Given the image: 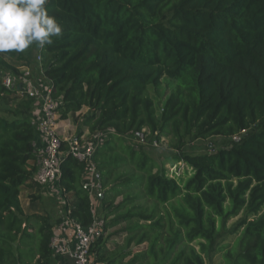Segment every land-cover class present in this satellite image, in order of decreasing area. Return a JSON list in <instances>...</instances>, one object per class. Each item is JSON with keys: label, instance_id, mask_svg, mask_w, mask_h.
<instances>
[{"label": "trees", "instance_id": "16d2710c", "mask_svg": "<svg viewBox=\"0 0 264 264\" xmlns=\"http://www.w3.org/2000/svg\"><path fill=\"white\" fill-rule=\"evenodd\" d=\"M47 8L62 35L39 57L60 119L88 108L82 126L109 133L94 156L99 198L112 217L91 247L96 261L207 264L219 252L222 264H264V0H49ZM36 46L0 53V73L20 76L17 64ZM164 78L175 85L158 115L149 89ZM14 92L0 79V95ZM33 110L28 98L0 116V264H57L55 227L64 218L83 227L96 220L83 189L87 164L70 154L59 188L75 203L65 217L23 207L37 162ZM144 132L151 147L171 136L174 163L193 172L184 185L143 144L127 142ZM211 138L222 146L185 152L189 142ZM240 214L239 236L221 244ZM122 224L116 235L124 242L111 249L105 232Z\"/></svg>", "mask_w": 264, "mask_h": 264}, {"label": "built area", "instance_id": "2783aa9c", "mask_svg": "<svg viewBox=\"0 0 264 264\" xmlns=\"http://www.w3.org/2000/svg\"><path fill=\"white\" fill-rule=\"evenodd\" d=\"M39 62L41 58L38 57ZM20 76L11 73H0L2 85L25 95L34 100L35 109L39 111L38 117L33 121L36 131V171L33 181L41 188H59L62 177L61 164L64 157L70 154L79 162L86 163L87 168L83 175V189L90 196L101 191V184L94 161L98 142L86 141L83 138H75L70 148L64 150L65 141L59 133L60 114L59 101L53 98V89L48 84L44 85L33 79V73L30 70L20 71ZM141 140L145 143V137L140 134ZM38 140V142H37ZM158 146V142H154ZM72 238L70 240H58L53 238L52 248L56 256H68L73 264H101L96 261V257L91 252V247L95 240L102 234L104 223L97 221L89 226L83 227L73 221Z\"/></svg>", "mask_w": 264, "mask_h": 264}, {"label": "rangeland", "instance_id": "374dc122", "mask_svg": "<svg viewBox=\"0 0 264 264\" xmlns=\"http://www.w3.org/2000/svg\"><path fill=\"white\" fill-rule=\"evenodd\" d=\"M39 50L40 47L36 46L31 51L26 52L28 60L25 62L28 65V68L33 72V79L37 83L40 82L44 85H48V81L44 75V71L42 70L41 63L39 62ZM24 63V62H23ZM33 69V71H32ZM28 70V69H23ZM175 83L168 78H164L161 86L157 88H150L149 93L155 101L156 108L158 111V115H160L166 101L168 100L171 91L174 87ZM28 98L19 93L14 92L13 95H0V114H7V110L11 108H16V106H22L24 102H26ZM35 108V106H34ZM89 114L88 108H84L81 112L76 115H72V122L74 125L79 126V130L71 136V142L78 138L80 139L82 134L80 130L82 129V121ZM61 120V119H60ZM87 132V131H86ZM89 132V131H88ZM87 134V133H85ZM145 137V143L141 140V136L138 137H129L126 138L127 142L136 145H144L146 147V153L152 158L161 168H164L171 178H175L179 183L185 184L187 180L192 176L193 172L191 168L187 167L183 163H174L173 161V153L175 149L172 148V139L171 136L163 137L161 141L158 143V146L151 147L149 139H154L149 136L148 133H143ZM109 138V133H98L95 135H86L85 140L90 142H98L104 143ZM69 142V143H71ZM223 139L221 138H211L205 141H195L189 142L186 146L185 152L189 154H203L212 150V148H220L222 146ZM33 185V184H32ZM23 191L21 193L20 199L23 207L27 210V212H38V213H49L54 218L65 217V206L68 204L70 206L74 205L75 201L73 197H69L68 201L63 196L62 192L58 191V188H39V186L34 183L33 190H29L28 186L25 185L23 187ZM31 194L35 197L34 201H31ZM99 194L103 195V191L97 192L93 196V206H94V214L95 218L98 221H102L104 226L106 224H110L112 217L106 219L105 212L102 208V203L99 198ZM67 201V202H66ZM122 201V197H118L115 200V205L119 204ZM227 209H231V204L227 205ZM242 214L239 216L232 218L226 227L227 235L221 241V244H229L232 245L236 238L239 236L241 229H238L239 223L241 220ZM124 224L110 228L106 233V235H113V239L110 241L109 246L112 249L116 244H123L126 235H116V233L122 228H124ZM104 232V227L102 229ZM194 245H197L196 243ZM146 245L141 248H145ZM135 247V251H136ZM223 258L221 253H215L210 260L207 261V264H222Z\"/></svg>", "mask_w": 264, "mask_h": 264}, {"label": "clouds", "instance_id": "9594fccd", "mask_svg": "<svg viewBox=\"0 0 264 264\" xmlns=\"http://www.w3.org/2000/svg\"><path fill=\"white\" fill-rule=\"evenodd\" d=\"M49 0H0V53L44 48L62 35V25L49 13Z\"/></svg>", "mask_w": 264, "mask_h": 264}, {"label": "crops", "instance_id": "0c3cea01", "mask_svg": "<svg viewBox=\"0 0 264 264\" xmlns=\"http://www.w3.org/2000/svg\"><path fill=\"white\" fill-rule=\"evenodd\" d=\"M17 67L20 69V71H25L23 69H28V70L31 69V68L30 69L28 68V65L25 62L24 63H18ZM32 71H33V69H32ZM3 96H6V95H3ZM16 107H18V106H16ZM10 109H13V108L10 107ZM8 110H7V112H8ZM38 113H39V111L34 108V110L30 114V118L32 121L37 119ZM0 116L7 117L8 113L7 114H0ZM77 129L79 130V126L73 124L72 116L69 117L67 120H60L59 133L65 141L71 142V140H72L71 136L77 132ZM80 132L83 133L81 136V138H83V139H85L86 135H88V133H89L88 130L85 129L83 126H82V129L80 130ZM85 133H87V134H85ZM35 142H36V139H35ZM37 142H38V140H37ZM34 183L35 182L33 180L30 182V184H33V185H34ZM30 184H28L27 186H28L29 190L32 191L33 189L29 186ZM58 191L61 193L60 188H58ZM91 199H92V203H93L94 199L92 197H91ZM93 209H94V206H93ZM54 233H55L54 237L58 240H66V241L70 240L72 238V225L69 222V220L64 218L63 223H61L60 225L55 227ZM54 257H55L57 264H73L71 259L68 256H65V257L60 256L59 257V256L54 255Z\"/></svg>", "mask_w": 264, "mask_h": 264}, {"label": "water", "instance_id": "95a60500", "mask_svg": "<svg viewBox=\"0 0 264 264\" xmlns=\"http://www.w3.org/2000/svg\"><path fill=\"white\" fill-rule=\"evenodd\" d=\"M101 196H103V195H101Z\"/></svg>", "mask_w": 264, "mask_h": 264}]
</instances>
